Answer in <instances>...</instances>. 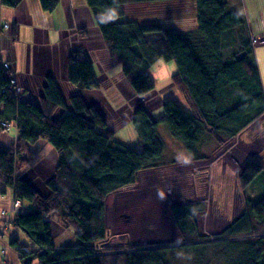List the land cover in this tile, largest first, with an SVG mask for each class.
Segmentation results:
<instances>
[{"label":"trees","instance_id":"obj_1","mask_svg":"<svg viewBox=\"0 0 264 264\" xmlns=\"http://www.w3.org/2000/svg\"><path fill=\"white\" fill-rule=\"evenodd\" d=\"M0 1L5 6L17 7L23 0ZM61 1L40 0L49 12L59 7ZM134 1L137 2L86 0L104 44L110 55L123 65L135 91L139 95L151 92L155 85L148 74L150 66L161 59L173 60L178 67L173 79L186 94L191 108H182L175 99H167L163 103L164 113L157 119L146 108H138L133 118L141 150L117 140L101 111L81 95L65 100L54 79L49 78L41 106L22 102L10 91V81L0 65V128L2 121L13 126L16 121L20 130L17 150L15 146L0 150V179L15 189L18 198L34 206L28 212L22 209L17 213L14 225L32 248L22 246L17 236L11 241L27 264L34 259L41 264H171L165 252L182 243L110 244L105 224L107 199L138 183L142 170L157 165L156 159L164 151L163 140L158 135L161 123H166L172 135L194 156L205 132L224 143L221 131L236 137L264 114L263 84L251 39L237 44L234 36L237 27L245 22L242 9L220 0H195L198 27L196 32L187 33L172 25L122 20L126 14L124 5ZM85 32L86 29L81 30V35ZM68 78L85 88L97 87L93 66L86 57L71 56ZM56 108L66 112L55 117ZM39 139L52 143L59 154L46 196L16 175L30 159L32 145ZM263 169V164L254 159L243 162L237 172L241 187L245 190ZM244 196L243 216L228 230L239 236L229 235L225 242L229 245L222 254L225 250L236 254L227 264H264V196L256 201ZM199 205L188 202L171 207L181 233L192 237L189 248L202 243L197 223ZM53 217H58L65 227L73 228L76 243L56 247L50 229ZM99 242L105 248L100 254Z\"/></svg>","mask_w":264,"mask_h":264},{"label":"crops","instance_id":"obj_2","mask_svg":"<svg viewBox=\"0 0 264 264\" xmlns=\"http://www.w3.org/2000/svg\"><path fill=\"white\" fill-rule=\"evenodd\" d=\"M220 1L227 2L232 8L245 11V22L241 27H237L234 36L237 44L245 39H251L264 91V70L262 68L264 48H261L264 46V43H261L264 41V0H241L240 4H234L229 0ZM124 8L126 11L122 17L124 21L172 25L187 33L197 31L195 0H137V2H126ZM84 29L86 32L82 36L81 30ZM254 37L261 42L258 43L256 40L253 43L252 38ZM71 56H76L77 59L88 58L97 80L96 88H85L81 83L74 84L69 80L68 63ZM0 60L9 63L10 75L21 87L19 98L22 102L29 101L41 106L43 104L41 98L46 95L45 89L50 81L49 78L54 79L58 91L65 100L76 94L81 95L86 102L101 111L108 122V127L115 132V138L131 146L136 147L139 143V133L133 117L135 111L141 106L156 119L161 116H155L154 112L163 107L167 99H175L182 108L191 109L186 94L181 92L177 84L172 83V76L178 69L177 63L173 60L161 59L155 63L156 75L153 78L155 88L151 90L154 94L149 92L139 95L135 91L130 77L126 76L123 71V65L110 55L104 44L95 15L86 0H62L61 5L51 12L43 8L40 0H23L17 7L5 6L0 1ZM148 74H150L149 71ZM65 112L63 108H56L54 116H61ZM251 125L250 123L247 128L233 137L227 148L223 144L219 145L213 136L205 132L202 140L196 145L197 153L194 156L180 139L172 135L169 127L171 136L178 140L173 143L175 147L167 148L164 144L162 155L156 159L157 165L147 170L155 172L159 169H172V164H175L172 163L173 161L181 164H194L199 161L204 167L208 165V161L210 162L208 156H213V150L218 148L217 146H222L221 150L224 151L218 152L210 165L218 162L239 149L237 145L242 140V134ZM222 133L223 131L220 135L225 138ZM15 135L16 132L13 130L0 129V150L11 148ZM177 152L178 155H176ZM30 155L28 162L16 175L29 181L41 194L49 195L50 188L47 183L57 169L59 154L52 143L39 139L32 145ZM230 163L227 160V165L222 166L223 171L220 165L215 166L212 171L217 167L220 168L219 172L226 173L230 169L232 171ZM181 164L176 163L175 165ZM209 169H211L210 166ZM144 170L140 172V180ZM118 192L122 190L113 193L107 199L105 224L108 223V216L111 217V206H113L111 204ZM16 199L15 189L0 179V264L28 263L27 259L21 257L12 245L11 241L14 237H18L22 246L32 248L24 234L16 231L14 227L17 214L12 206ZM174 205L176 204H171V207ZM33 207L31 202L23 201L21 211L23 209L28 212L34 209ZM50 229L57 248L77 242L72 239L75 237L74 230L65 227L60 219L53 217ZM99 244L100 242L98 246ZM31 262L30 264L42 263L38 259Z\"/></svg>","mask_w":264,"mask_h":264},{"label":"rangeland","instance_id":"obj_3","mask_svg":"<svg viewBox=\"0 0 264 264\" xmlns=\"http://www.w3.org/2000/svg\"><path fill=\"white\" fill-rule=\"evenodd\" d=\"M229 1H233L234 4L241 3V0ZM243 12L245 15L244 10ZM257 39V37L256 39L252 38V42H256ZM262 68L264 70V63ZM148 71L149 75L155 78V63L150 66ZM172 83L176 84L173 76ZM151 93L154 94L153 91ZM163 113L164 106L155 111L154 115L159 117ZM251 124L250 128L242 134V140L237 145L239 149L228 157L210 165L217 153L224 151L221 150L222 146H217L218 148L213 150V156H208L210 162L208 161V165L204 167L199 161L194 164H181L173 161L172 163L181 165L171 163L172 169H159L154 170L155 172L146 168L141 180L139 177L138 183L116 193L111 204L113 205L111 206V217L108 216V223H106L108 225L106 227L109 229L107 239H110V244L118 245L126 241L145 245H169V242H172L171 245H180L182 243L179 247H170L165 252V256L171 261V264H227V260L233 259L236 254L229 250H225L222 254V250L229 245V243H225L230 238L229 235L239 236V234H230L228 230L243 216L246 203L244 195L252 201L262 199L264 196V169L245 187L246 192L237 178V172L243 162L254 159L264 166V114ZM5 129L16 132L13 146L17 150L16 142L20 130L16 126L13 128L4 127L3 130ZM158 135L167 148L175 147L173 143L178 141L171 136L166 123H161L158 126ZM222 135L225 137L226 144L224 142L219 145L223 144L227 148L233 137L226 136L224 133ZM136 148L141 149L142 147L138 143ZM178 154L177 152L176 155ZM227 160L231 162L232 171L230 169L226 173L219 172L220 168L218 167L212 171L215 166L220 165L222 168L227 165ZM209 166L211 169L208 170ZM16 201L17 199L14 203ZM188 202L200 204L197 223L198 231L201 234L199 241L202 243L194 248H189L190 244H188L192 237L190 234L181 233L171 213V204H188ZM22 207L23 201L21 200L20 209ZM56 218L59 219L54 217V219ZM72 239L77 240L75 237ZM216 241L225 244H215ZM97 247L99 254L102 253V249H105L102 243Z\"/></svg>","mask_w":264,"mask_h":264},{"label":"built area","instance_id":"obj_4","mask_svg":"<svg viewBox=\"0 0 264 264\" xmlns=\"http://www.w3.org/2000/svg\"><path fill=\"white\" fill-rule=\"evenodd\" d=\"M7 26V25H5ZM0 65L2 67V69L4 70V72L7 75L8 81H10L9 83V89L10 91L13 92V94L15 95L16 98H19L20 93H21V87L17 84L16 80L13 79V77L10 75V65L7 61L4 60H0ZM1 129L5 128H13L12 124L7 123L6 121H2L1 122ZM18 123L15 121V126H17ZM21 207V199L17 197V201L13 204L12 209L13 211H15V213H19L21 211L20 209Z\"/></svg>","mask_w":264,"mask_h":264}]
</instances>
